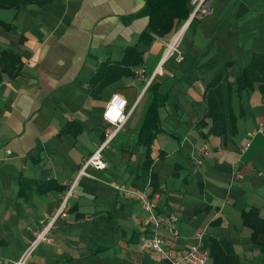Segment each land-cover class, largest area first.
Listing matches in <instances>:
<instances>
[{"label": "crops", "instance_id": "obj_1", "mask_svg": "<svg viewBox=\"0 0 264 264\" xmlns=\"http://www.w3.org/2000/svg\"><path fill=\"white\" fill-rule=\"evenodd\" d=\"M185 20H175L165 35L146 36L147 0L0 6V264L21 256L74 183L67 217L57 220L52 242L38 247L33 264H170L147 248L153 227L143 224L148 213L131 190L156 199L158 234L175 253L203 233L232 243L244 263L263 264L243 220L251 207L264 218L259 83L234 98L243 116L233 139L204 137L209 127L198 123L207 112L206 89L218 73L226 70L234 79L264 53V0H215L213 12L183 32V60L176 54L165 59ZM129 46L140 59L127 65L122 61ZM7 52L13 56L7 59ZM18 58L20 72L12 77L5 66ZM95 76L108 79L96 94ZM155 95L165 101L149 150L139 137ZM110 101L130 117L104 150L107 167L90 168L95 177L77 178L105 138L103 113Z\"/></svg>", "mask_w": 264, "mask_h": 264}, {"label": "trees", "instance_id": "obj_2", "mask_svg": "<svg viewBox=\"0 0 264 264\" xmlns=\"http://www.w3.org/2000/svg\"><path fill=\"white\" fill-rule=\"evenodd\" d=\"M51 0H0V6L19 8L21 5L29 3L43 4ZM151 9V21L148 25L146 36L151 32L159 35H165L170 32L175 20L186 19L191 12L190 0H147ZM12 52L5 53L7 59ZM139 52L135 46H129L126 49L122 63L133 64L139 61ZM15 59V58H14ZM3 61V60H2ZM8 62V61H7ZM21 62V61H20ZM3 63V62H1ZM9 66H5L6 71L12 77L16 76L19 71V58L15 61H9ZM114 65V66H117ZM4 68V67H3ZM120 74L122 73L119 72ZM108 83L105 77L95 78L92 81L94 93L100 92L101 88ZM255 83H259V89L264 95V53L255 54L249 63L243 69L240 76L230 79L226 70H221L218 75L209 83L205 99L207 103V112L203 119L199 121L198 128L209 127L207 133L201 132L204 137L209 135L223 136L226 140L233 139L239 132V119L243 116V111L237 113L234 108V98L237 96L240 100L242 92L245 89L253 88ZM163 96H153L151 107L147 114L145 124L141 131L139 139L143 141L149 150L158 131V113L159 107L163 104ZM148 168L152 166L151 160L148 159ZM153 183L156 184V176L153 175ZM244 224L252 230L253 243L259 246L264 256V218L261 217L259 209L251 207L243 211ZM203 246L210 251L213 264H246L242 261L240 255L235 251L232 243L224 239L215 237H204ZM264 264V257H263Z\"/></svg>", "mask_w": 264, "mask_h": 264}, {"label": "built area", "instance_id": "obj_3", "mask_svg": "<svg viewBox=\"0 0 264 264\" xmlns=\"http://www.w3.org/2000/svg\"><path fill=\"white\" fill-rule=\"evenodd\" d=\"M215 0H191L192 10L186 20L183 22L179 31L175 36L168 42L166 50L164 53V58H169L173 55H177V60H183V55L179 49V41L183 32L191 26L192 23L204 19L206 16L210 15L214 10ZM130 117V112L125 111L120 103L116 101H110L104 110L103 118L107 122V128L105 129V138L97 149L81 164L78 177L82 176L95 177L89 172L90 168L97 170H103L107 167V163L104 158L105 148L115 139L120 130L123 128L125 123ZM262 131V128L249 133V137L252 138L257 132ZM251 142L248 141L244 149H248ZM203 154L207 156L208 151L204 150ZM75 183L72 184L61 198L59 207L54 215L44 223L41 229L34 234L33 240L24 249L21 256L12 261V264H33L32 257L38 247L44 242H52V231L55 224L59 218H65L70 210L69 201L73 195ZM115 188L123 189L122 187L116 185ZM131 194L137 195L141 202L143 209L148 213L146 219L143 220L145 226H152L153 236L147 240L146 246L149 250L155 251L160 259L169 262L170 264H208L211 258L209 249L203 246L204 236L203 233H197V243L192 245L188 250L175 253L172 246H166V239L158 234V226L160 224L159 217L155 214V207L157 205L156 199L151 198L145 193H137L131 190ZM176 219L174 214L170 216V220ZM169 229L177 237L176 229L170 225Z\"/></svg>", "mask_w": 264, "mask_h": 264}]
</instances>
